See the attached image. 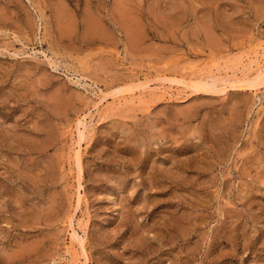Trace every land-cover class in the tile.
Returning a JSON list of instances; mask_svg holds the SVG:
<instances>
[{
  "label": "rangeland",
  "instance_id": "374dc122",
  "mask_svg": "<svg viewBox=\"0 0 264 264\" xmlns=\"http://www.w3.org/2000/svg\"><path fill=\"white\" fill-rule=\"evenodd\" d=\"M263 49L264 0H0V264H85L72 221L87 264H264V81L186 84Z\"/></svg>",
  "mask_w": 264,
  "mask_h": 264
},
{
  "label": "bare ground",
  "instance_id": "6f19581e",
  "mask_svg": "<svg viewBox=\"0 0 264 264\" xmlns=\"http://www.w3.org/2000/svg\"><path fill=\"white\" fill-rule=\"evenodd\" d=\"M241 66L238 67V65L236 67L238 68H234V67H228V68H224L225 70V76H223L221 73H223V68L222 70H219L218 74L216 77L215 76H210V80L211 81H200V82H197V83H192V81L190 83L186 82L187 85H191L193 84L194 87L195 86H199L200 88L204 89V90H212L214 91L215 89L218 90V91H223V90H226V88L231 85L233 86V84H236L238 82H241V83H245V85L243 86H246V85H249L251 83H261L262 81H264V49L259 51V52H254V54H249L245 57V59H243L241 61ZM216 68V67H215ZM217 71V70H215ZM240 72V74L242 73L243 74V78L241 79H238L236 78L237 75L236 73L237 72ZM210 72V71H209ZM229 76V77H228ZM232 77L235 79V81L232 79ZM171 79V78H170ZM208 79V80H209ZM203 81L205 83H203ZM182 82V81H181ZM184 82V83H185ZM235 82V83H234ZM203 83V84H202ZM183 84V82H182ZM240 84V83H239ZM152 85V84H151ZM147 86V85H146ZM148 87V86H147ZM148 88H152V87H148ZM147 88V90H148ZM155 88V87H154ZM153 88V89H154ZM159 88V86H158ZM162 88V87H161ZM214 90H213V89ZM152 89V90H153ZM156 89V88H155ZM158 90V89H157ZM162 90V89H160ZM164 90V89H163ZM166 90V89H165ZM215 90V91H216ZM150 92V91H149ZM148 92V93H149ZM151 92H156L157 91H151ZM165 92V91H164ZM167 92V91H166ZM152 93V94H153ZM162 93V92H161ZM160 92L158 94H161ZM144 94V93H143ZM150 94V93H149ZM151 94V95H152ZM146 95H148L146 93ZM154 95H157V94H154ZM165 96V95H164ZM134 97V96H133ZM144 97V96H142ZM104 98V96H103ZM105 99V98H104ZM139 99V98H138ZM142 99V98H141ZM140 99V100H141ZM103 100V99H102ZM126 100V98H125ZM128 100V99H127ZM131 100V99H130ZM134 100V99H133ZM121 100L119 99V103ZM124 101V100H123ZM122 101V102H123ZM132 101V100H131ZM98 102H101V101H98ZM133 102V101H132ZM135 102V101H134ZM125 103V102H124ZM140 103V101H139ZM98 104V103H97ZM136 104V103H135ZM141 104H143L141 102ZM94 115V114H93ZM92 116L90 117H83L81 118L80 120H78L79 122L77 123V126H76V131H77V141H76V146H77V149H75L77 151V158H78V162H76V164H80L81 163V157H80V150H81V147H82V141L84 139V135H85V132L87 131V128H88V119L91 118ZM75 130V129H74ZM74 146H75V143H74ZM74 151V150H73ZM82 151V150H81ZM75 153V151H74ZM75 157V156H74ZM75 162V161H74ZM80 166V165H79ZM81 167V166H80ZM81 170V169H80ZM81 173V172H80ZM79 196H80V193H79ZM80 198V197H79ZM80 200V199H79ZM81 227V226H80ZM70 228H71V235H72V239L75 240L77 243H78V246L81 247V253H83V257H84V263L87 264V261H88V257L86 255V251L84 250V239L85 238H82L81 234H80V231L79 229L76 227L75 223L72 221L71 222V225H70ZM76 248V247H75ZM83 251V252H82ZM80 256V255H78ZM83 259V258H82ZM76 261V260H74ZM80 261V260H79ZM76 263V262H75Z\"/></svg>",
  "mask_w": 264,
  "mask_h": 264
}]
</instances>
